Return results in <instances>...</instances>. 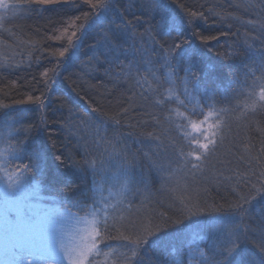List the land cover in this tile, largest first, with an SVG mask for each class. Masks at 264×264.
<instances>
[{
  "label": "trees",
  "instance_id": "1",
  "mask_svg": "<svg viewBox=\"0 0 264 264\" xmlns=\"http://www.w3.org/2000/svg\"><path fill=\"white\" fill-rule=\"evenodd\" d=\"M9 3L16 7L0 9V105H8L6 110L10 112L13 109H27L25 125H40L31 136L33 144L43 149L47 158L42 173L34 181L41 196L47 195L48 200L54 201L52 204L61 211L69 201L75 203L77 206L72 207L71 211L80 217L95 208H103V201L88 208L79 196L92 187L91 173L86 176H69V161L65 160L58 167L55 155L63 153L64 156L71 155L73 159L80 160V149L76 147L78 142L87 140L91 144L93 139L104 137L105 141L111 142L112 147H108L105 142L94 145L92 155L98 161L103 154L105 167L115 170L122 163L121 156L131 154L136 158L133 170L136 179H148L146 188L143 184L131 186L133 191L139 188L141 193L132 201L133 215L138 213L142 217L167 212L173 219H177L180 217L176 209L182 207L180 202L184 200L185 203L224 216L226 223L241 222V215L230 207L236 202L232 193L241 187L247 191L251 187L250 184L244 186L248 178L256 182V176L252 175V157L259 155L261 143L264 142V104L259 101L260 87L264 85L256 79L261 75L259 63H253V58L264 51V0H176L172 5L182 16L191 12L202 13L193 18L192 28L186 35L193 48L199 46L204 52V63L199 65L201 75L206 65L213 63L217 66L213 79L217 83L223 82V87L212 102L215 110L204 108V115H209V119L201 126L207 129L209 124H219L217 146L210 155L202 156L199 162L192 156L178 157L172 151V145L175 144L177 149L183 147L185 153L195 150L189 147V141L181 135L184 129L177 131L176 126L181 123L187 129L188 136H196L205 142L203 136H198L188 127L189 121L182 120L179 115L184 113L188 116L193 110L199 113L205 101L200 97L189 101L182 94L181 84L165 83L161 89L162 95L168 97L169 87L175 89L174 95L162 107H153L140 95L143 90L153 95L155 85L150 77L146 83L141 80L143 88L134 87V82L125 77L116 78L114 74L120 72L119 65L114 66L112 72L106 75L104 69L108 67L107 64L103 67H97L94 62L89 64L88 59L93 51L91 46L99 38L101 26L97 23L96 27L87 28L86 31L79 29L78 25L91 22L83 13L89 12L92 16L90 5L84 4L83 0L30 5H25L24 0H9ZM165 3L171 4L172 0H165ZM138 4L139 0H120L113 11L108 13V17L123 14L127 20L134 22L139 17L143 21L147 17L142 14L143 10ZM77 16L80 19L76 21V27H71ZM144 27L147 25H137V33H142ZM64 28H68V31L64 32ZM74 30L79 39L74 38L75 48H72L67 36ZM193 30L199 36L216 39H209L205 47L199 39L192 37ZM249 46L251 52L245 56ZM65 48L68 49L65 57H60L59 52ZM208 48L212 51L209 52ZM233 50L240 53L238 58L224 60L218 55ZM125 55L131 59L132 50ZM120 59L125 65L128 63L124 55ZM141 75L145 74L142 72ZM158 75L161 80L168 79L166 72L162 71ZM179 75L183 76V71ZM235 76L239 77V82H233V90L225 93L224 89L229 87L228 82ZM172 79L175 80V77ZM29 96L33 100H29ZM37 96L43 101L42 106L34 102ZM158 98L153 96V99ZM20 101L23 103H18ZM180 101L184 102L183 106ZM221 109L227 111L222 112ZM149 114L155 115L157 119H151ZM204 115L191 116L190 119L199 123L204 120ZM117 119L120 120L119 125L115 123ZM10 121L11 118H8V122L0 121V154L8 152L10 158L5 168L18 171L21 161L13 149L17 139L23 137H17L19 126L12 125ZM97 127L100 136L95 135ZM150 132L158 139H150L147 135ZM196 151L197 154L202 152ZM145 153H149L147 159ZM24 163H27L26 159ZM151 163H162L166 168L170 165L173 175L168 184L165 185L160 175L151 168ZM193 163L200 166L193 169ZM261 164L264 165V160ZM260 167L255 165L256 169ZM256 174H259L258 171ZM96 179L99 181L100 177ZM69 182L72 187H65ZM101 187L103 190L99 195L109 197L110 186L102 184ZM110 190L113 193L119 192L120 186ZM127 195L131 199V194ZM118 198L113 196L109 203H115ZM261 204L264 201L258 197L251 206L245 205L249 208V216L245 221L252 227L264 223ZM213 208H218L219 212L215 213ZM97 219L103 220V212ZM168 239L172 241L170 246L159 249L153 246L151 250H146L145 264L150 260L162 262L176 255V249L186 251L179 233ZM122 243L116 239L101 241L98 244L100 255L96 257L97 264H113V258L106 261L104 253L109 248L126 251L120 247ZM206 243V240L200 243L205 252Z\"/></svg>",
  "mask_w": 264,
  "mask_h": 264
},
{
  "label": "snow or ice",
  "instance_id": "2",
  "mask_svg": "<svg viewBox=\"0 0 264 264\" xmlns=\"http://www.w3.org/2000/svg\"><path fill=\"white\" fill-rule=\"evenodd\" d=\"M61 2L72 3L73 0H24L25 5ZM83 3L90 5L92 16L89 12H84L83 16L91 22L88 25H78L79 29L86 31L87 28L96 27L97 23L101 26L99 38L91 46L93 51L88 63L94 62L97 67L107 64L108 67L104 69L106 75L112 72L114 66L119 65L120 72L114 74L116 78L120 79L123 76L128 81L134 82V87L143 88L141 80L143 79L146 83L150 77L155 85L152 89L153 95H148L147 90H143L140 95L153 107H162L166 100H171L174 95L175 89L172 87L167 89L169 93L167 98L162 95L161 89L165 83L181 84L182 94L189 101L200 97L205 103L199 113L193 110L188 116L184 113L179 115L182 120L189 121L188 127L193 133L203 136L205 142H201L196 136H188L187 129L181 123L176 126L177 131L184 129L181 135L189 141V147H194L195 150L185 153L183 147L177 149L173 144L172 151L180 158L192 156L197 162L202 160V156L210 155L217 146L216 135L220 126L209 124L207 129L202 130L201 126L209 119V115H204V108L215 110L212 102L223 87V82L217 83L213 79L217 69L216 64L213 63H208L201 75L199 65L204 63V52L199 46L193 48L186 35L192 28L193 18L202 13L191 12L187 16L180 15L172 6L176 0H172L171 4H166L165 0H139L138 6L147 19L141 21L139 17H136L133 22L125 19L123 14L114 18L108 17V13L113 11L120 0H95V2L83 0ZM10 7L15 8L16 5L10 4L9 0H0V8L7 10ZM79 19L80 17L77 16L72 21L71 27H76V21ZM137 25H147V27L138 34ZM67 31L68 28H64V32ZM192 37L199 39L205 47L209 39H216V37L199 36L194 30ZM74 38L79 39L75 30L67 36L69 46L72 48H75ZM130 49L132 50L131 59L125 55ZM67 51V48L60 51L59 56L65 57ZM208 51L211 52V48H208ZM250 52L251 46L245 56H248ZM122 55L128 61L126 65L120 59ZM218 55L228 60L238 58L240 53L233 50L218 53ZM257 61L261 75L256 79L264 85V51L253 58V63ZM245 67L247 68V65ZM162 71L167 73V80H161L158 75ZM181 71L184 73L183 76L179 75ZM142 72L144 76L141 75ZM44 75L47 76V73ZM173 77L175 80L172 79ZM233 82L238 83L239 77L235 76L228 82L229 87L224 89L225 93L233 90L231 88ZM153 96L159 98L153 99ZM28 99L33 100V97L29 96ZM80 99L83 100L84 97ZM259 101L264 104V86L260 87ZM34 102L39 106L43 105L39 96L35 97ZM180 104L183 106L184 102L180 101ZM8 107V105H0V121L8 122V118H11V124L19 126L17 137L22 136L23 139H17L13 149L17 159L21 161L19 170L10 171L0 165V185H3L4 202L0 227H2L5 242V255L10 258L6 264H65V262L66 264H97L96 257L100 255L98 244L106 239L123 241L120 247L126 249V251H119V249L109 248V251L104 253L106 261L113 258V264H145L146 250H151L153 246L157 249L170 246L172 241L168 237H174L176 233L180 234L186 251L176 249V255L162 262L150 260L148 264H264V223L258 227H252L245 221V218L249 216V208L245 205L251 206L258 197L260 201H264V165L261 164L264 160V142L261 143L259 155L252 157L254 161L252 175L256 176V182L248 178L244 186L250 184L251 187L247 191H244V187H241L239 191L233 190L232 194L235 195L236 202L230 207L241 215V222L236 224L226 223L224 216L213 214L207 208L201 209L195 204L190 205L184 200L180 202L182 207L176 209L180 217L177 219H173L167 212L142 217L138 213L133 215L132 201L141 193L139 188L133 191L131 186L143 184L146 188L148 183L147 178L141 177L137 180L133 174L136 165L135 156L131 154L121 156L122 163L118 164L115 170H110L105 167L103 154L100 161L92 155L94 145L98 146L101 142H105L108 147H112L110 141L100 137V140L93 139L91 144L87 140L83 143L78 142L76 147L80 149V160L73 159L71 155L64 156L63 153L55 155V160L58 162V167L63 165L65 160L69 161L67 165L69 176H86L89 172L91 173L92 187L81 192L79 196L83 198L88 208H92L100 201H103L104 207L91 211L93 219L88 221L71 211L72 207L77 206L71 201L63 211L33 202V198L37 201L41 199L34 181L42 173L47 159L44 150L32 142L31 134L34 129H39L40 125H25L27 109H13L10 112L6 110ZM221 111L227 110L221 109ZM71 112L70 108L69 113ZM149 115L151 119H157L155 115ZM196 115H204V120L199 123L191 121L190 117ZM115 123L119 125L120 120H115ZM95 135L100 136L98 127ZM147 135L150 139H158L151 132ZM196 150H202V152L197 154ZM148 157L149 153H145V158ZM25 159L27 163H24ZM255 165H261V167L256 169ZM150 166L160 175L165 185L169 183L173 175L170 165L166 168L162 163H151ZM199 166L196 163L191 165L193 169ZM97 176L100 177L99 181L96 179ZM30 184L33 186L29 187ZM102 184H108L110 189L119 185L120 191L113 193L109 189V197L100 196L99 193L103 190ZM65 187L71 188V182ZM128 193L131 194V199ZM113 196L120 198L116 199L115 203H109V199ZM193 208L196 210L193 211ZM213 211L218 213L219 209L213 208ZM101 212H103L102 221L97 219ZM125 213L128 214L125 215ZM261 217L264 219V204H261ZM82 221L87 225L83 230L86 235L82 237V242L72 248L65 247L62 237L67 235L69 222L75 226ZM202 240L207 241L204 246L207 252L200 247Z\"/></svg>",
  "mask_w": 264,
  "mask_h": 264
},
{
  "label": "rangeland",
  "instance_id": "3",
  "mask_svg": "<svg viewBox=\"0 0 264 264\" xmlns=\"http://www.w3.org/2000/svg\"><path fill=\"white\" fill-rule=\"evenodd\" d=\"M0 9H2V8H0ZM203 129H205V128H202V130ZM9 158H10V156H9L8 152H6V151L2 152L0 154V165H3V167H5L6 161ZM34 185L37 188L36 184H34ZM32 186L33 185L31 184V187ZM38 195L41 199H39L37 201L35 198H33V202H38L39 204H41L42 206H45V207H56L55 205L52 204V203H54V201L48 200L49 198L47 197V195H45V197L41 196L42 195L41 193H38ZM3 207H4L3 185H0V225H2ZM83 217L88 221H91L93 219L91 213H88ZM86 227H87V225L83 221L79 224H76L75 226H73L72 222H69V224L67 226V228H68L67 235L62 237V243L65 245V247L72 248L75 245L80 244L82 242V237L86 235V233L83 231ZM9 259L10 258L5 255V242H4L2 227H0V264H6V262ZM65 264H66V262H65Z\"/></svg>",
  "mask_w": 264,
  "mask_h": 264
}]
</instances>
